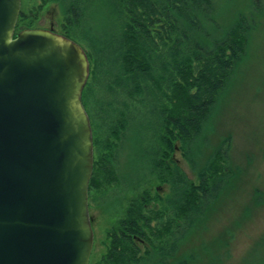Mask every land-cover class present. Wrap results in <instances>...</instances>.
Returning a JSON list of instances; mask_svg holds the SVG:
<instances>
[{
	"label": "trees",
	"instance_id": "trees-1",
	"mask_svg": "<svg viewBox=\"0 0 264 264\" xmlns=\"http://www.w3.org/2000/svg\"><path fill=\"white\" fill-rule=\"evenodd\" d=\"M27 1L17 33L37 26L44 8L57 3L60 33L83 45L90 61L82 95L93 129L90 189L101 193L104 210L113 196L121 203L99 263L230 261L235 229L256 214L264 191L257 185L238 207L245 166L234 157L233 135L219 136L218 113L264 31V0ZM96 18L103 21L98 29L87 30ZM132 130L141 132L146 148L144 169L130 180L121 173V150ZM124 181L130 186L121 200ZM156 184L168 190L153 189ZM235 202V222L211 233ZM256 242L241 264L258 256L264 235Z\"/></svg>",
	"mask_w": 264,
	"mask_h": 264
},
{
	"label": "water",
	"instance_id": "water-1",
	"mask_svg": "<svg viewBox=\"0 0 264 264\" xmlns=\"http://www.w3.org/2000/svg\"><path fill=\"white\" fill-rule=\"evenodd\" d=\"M21 9L0 0V264H90V61L62 33H17Z\"/></svg>",
	"mask_w": 264,
	"mask_h": 264
},
{
	"label": "rangeland",
	"instance_id": "rangeland-1",
	"mask_svg": "<svg viewBox=\"0 0 264 264\" xmlns=\"http://www.w3.org/2000/svg\"><path fill=\"white\" fill-rule=\"evenodd\" d=\"M30 6L27 5L25 8L30 10ZM63 19L64 15L60 6L57 3H51L44 8L37 20V24L46 27L51 25L53 21L57 32L60 33L64 22ZM102 22L99 18L91 19L85 28L95 32ZM254 41L255 50L251 52V57L248 59L247 65L249 66L244 68L245 70L241 74H238L236 81L227 92L228 97L222 100L218 113V118H220L217 130L219 136H224L227 133L233 135L234 157L237 162L243 163L245 166V187L242 195L237 200L239 206L236 205V202L231 204L234 206L230 207L226 214H222L221 219L215 224L211 233H219L222 229H225L227 224L230 223L229 225H231L235 222L238 207L242 208L245 203L249 202L251 191L257 185L261 186L264 191V31L257 32ZM145 148L146 144L141 137L140 131L132 130L129 132L128 137L124 139L121 150L123 159L121 173L125 172L124 174L128 176H126L128 179L131 180L132 177L142 173L144 169L142 155ZM175 157L179 160L182 168L191 174L190 168L180 151H177ZM248 160H250L252 165L247 164ZM124 182L123 187L125 189L129 188L130 185L126 181ZM156 188L162 191L168 190L167 186L161 184H156L153 189L156 190ZM126 192H128V189L125 190L121 200L125 197ZM118 193L117 191V196ZM106 203L107 212H94L96 237L90 264H97L105 252V243L108 240L107 234L118 220L116 214L120 209L121 203L115 196L107 199ZM263 235L264 203L245 225L236 227L235 237L232 242L231 260L226 264L243 263L246 257L250 255V251H253L252 247L256 245V241ZM259 252L257 254L259 257L256 254L250 257L251 263L249 264H264V260L262 261L264 259V246L259 249Z\"/></svg>",
	"mask_w": 264,
	"mask_h": 264
},
{
	"label": "flooded vegetation",
	"instance_id": "flooded-vegetation-1",
	"mask_svg": "<svg viewBox=\"0 0 264 264\" xmlns=\"http://www.w3.org/2000/svg\"><path fill=\"white\" fill-rule=\"evenodd\" d=\"M54 24L55 23L52 21L51 25H49V26L45 27V26H42L41 24H38L34 28H44V29H49V30H53V31L57 32ZM94 159H95V156H94ZM93 173H94V170H93ZM101 202H104V200L101 197V193H99L96 188H91V189L89 188V210H90V216H91V223H92V227H93V231H94V245H95V237H96V232H95V227H94V222H95L94 221V216H95L94 212H98V213H102L103 211L107 212V210L103 209ZM109 234H110V232L107 234L108 238H109ZM133 238L139 245L141 244V239H140V237H138L137 234H133ZM94 245H93V248H94ZM106 248H107V245H105V250H106ZM100 259L98 260L97 264H100L99 263Z\"/></svg>",
	"mask_w": 264,
	"mask_h": 264
}]
</instances>
